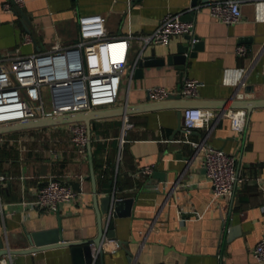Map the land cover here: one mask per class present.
<instances>
[{"label":"crops","instance_id":"crops-1","mask_svg":"<svg viewBox=\"0 0 264 264\" xmlns=\"http://www.w3.org/2000/svg\"><path fill=\"white\" fill-rule=\"evenodd\" d=\"M3 1L0 57L73 43L82 14H103L111 37L138 36L153 31L167 12L184 11L194 2L134 0L128 6L127 0H25L22 12H6ZM241 11L235 24L213 19L206 7L193 15L194 34L203 45L184 66L182 78L197 80L196 97L185 103L221 113L203 127L186 134L181 120L176 131L175 108L147 109L126 115L132 126L121 141L124 116L92 119L91 163L88 147L80 153L71 142L69 123L0 133V173L6 176L0 180L3 245L25 248L28 233L57 227L54 212L24 203L34 198L49 175H55L76 193L59 209L63 238L93 239L100 227L104 231L108 225L107 233L121 241L117 251L103 253L102 264H264L251 254L264 236V191L255 180L264 176V106L232 108L235 103L264 99V0L244 1ZM25 31L31 42H23ZM184 40V35H176L164 45H144L132 38L130 63L139 54L140 59L154 55L163 62L143 66L142 76H130L127 69L116 102L97 109L155 102L148 94L153 86L176 92L181 70L167 57ZM239 44L249 49L246 56L236 54ZM248 84L254 90H242ZM237 108L247 110L242 133L231 128L228 116ZM189 140L204 141L236 156L238 172L245 179L231 195H213L200 155ZM146 165H153L152 171L141 173ZM113 190L116 197L133 201L130 213L114 218L110 228L108 213L100 212L99 197ZM12 264H72L70 248L12 255Z\"/></svg>","mask_w":264,"mask_h":264},{"label":"built area","instance_id":"built-area-1","mask_svg":"<svg viewBox=\"0 0 264 264\" xmlns=\"http://www.w3.org/2000/svg\"><path fill=\"white\" fill-rule=\"evenodd\" d=\"M134 0H127L128 6ZM244 1L258 0H194L184 11L167 12L161 17L153 31L135 36L128 33L111 37L106 31V17L101 13H87L77 18L78 36L76 41L65 46H55L46 51L20 54L8 52L0 57V125L14 122H26L53 118L71 113L85 112L114 104L120 95L123 76L128 69L131 76L137 67L139 55L129 62V46L132 38H139L144 45L167 44L173 36L188 34L191 42L194 37L195 21L193 15L204 7L209 15L222 23L235 24L241 20V4ZM25 0H4L2 9L12 12L24 6ZM191 14L192 18H184ZM24 43L32 41L28 31L23 32ZM238 56H246L249 49L244 44L235 48ZM187 54V53H186ZM48 87L51 106L46 107L43 89ZM178 93L183 99L197 95V80L183 77L180 88L174 92L164 86L148 89L149 98L155 102L169 99ZM221 113L212 109L185 107L181 110L182 125L186 134L192 129L203 127ZM231 128L239 133L247 127V110L237 108L228 114ZM71 142L80 153H85L88 144L87 127L84 122L69 123ZM132 126L124 116L120 140ZM191 146L200 155L201 165L215 196L231 195L236 184L244 181L238 172L236 156L210 145L204 141L189 140ZM153 165L140 169L141 173H150ZM5 175L0 173V180ZM264 191L263 180L255 177ZM72 187L55 175H49L43 185L34 192V198L24 203L31 207L47 211L59 210L63 203L74 199ZM111 212L108 213V224ZM108 225L104 228L100 244H91V260L84 264H99V252L114 253L122 243L107 235ZM252 257L264 262V236L254 245ZM0 264H12V255L0 256Z\"/></svg>","mask_w":264,"mask_h":264},{"label":"water","instance_id":"water-1","mask_svg":"<svg viewBox=\"0 0 264 264\" xmlns=\"http://www.w3.org/2000/svg\"><path fill=\"white\" fill-rule=\"evenodd\" d=\"M20 12H22L21 9H18ZM184 18L190 19L192 18L191 14L184 15ZM28 29V28H27ZM30 32V29H28ZM195 38H198L197 35H194ZM184 42H182L176 53L168 55L167 59L168 62H173L176 64V68L181 70L180 78L183 76V70L186 63V60L188 57H191L194 55V52L198 49L202 48V41L198 38L197 41L191 42V36L188 34H184ZM244 41L245 39H241ZM187 53V54H186ZM163 59L156 58L154 55L146 56L143 59H139L137 63V67L134 69L133 73L134 76H142V68L143 66H150L154 64L162 63ZM180 88V87H179ZM178 88V89H179ZM244 91H252L254 90L253 85H246L243 87ZM238 98L240 96L237 95ZM176 100H183L181 102H175ZM186 99L180 97L178 93L171 94L169 96V99L162 102H147V103H138L136 105H126L122 107H109L104 109H93L90 111L85 112H77V113H71L63 116H57L53 118H45V119H38L33 121H26V122H14L9 124H3L0 125V133H5L8 131L18 130V129H28V128H34V127H41V126H50V125H59V124H68L72 122H84L87 127V134H88V152L90 157V163L92 162V155L90 152V121L92 119H98L108 116H116V115H122L126 116L127 114L139 112L142 110L147 109H156V108H175L176 109V117H177V127L176 131L181 129V110L185 107H187V104L185 103ZM246 107L247 109H252L254 107L258 106H264V99H252L245 102H239L235 103L232 108L236 107ZM93 172H92V178H93ZM160 177V176H159ZM94 181V178H93ZM94 206H96V200H97V192L96 187L94 184ZM116 190H113L111 192H108L102 196L99 197L101 207L100 212H111V218H110V228H113L114 226V218L119 216H126L130 213L131 207H132V201L133 198H119L116 197ZM57 215V227L47 229V230H41V231H33L27 234V239L29 246L21 249H11L7 248L3 245L2 241H0V256L3 254H9V255H17V254H27V253H33L40 250H45L48 248H54V247H69L70 248V254H71V260L72 264H84L88 263L91 260V244H94V246H98L100 244L101 237L103 235V229L100 227L98 235L93 239H82V240H65L62 235V227H61V221H60V210L53 211ZM99 224H100V218ZM108 236H113L114 233L109 231L107 233ZM102 255L103 252H99V258L100 263L102 264Z\"/></svg>","mask_w":264,"mask_h":264},{"label":"rangeland","instance_id":"rangeland-1","mask_svg":"<svg viewBox=\"0 0 264 264\" xmlns=\"http://www.w3.org/2000/svg\"><path fill=\"white\" fill-rule=\"evenodd\" d=\"M42 97L44 99L45 106L50 107L51 106V95H50V91L48 87H44Z\"/></svg>","mask_w":264,"mask_h":264}]
</instances>
